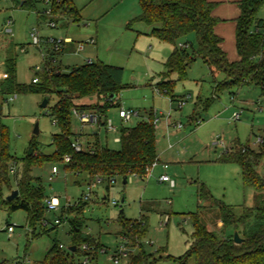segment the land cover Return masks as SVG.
Returning a JSON list of instances; mask_svg holds the SVG:
<instances>
[{
    "label": "rangeland",
    "instance_id": "374dc122",
    "mask_svg": "<svg viewBox=\"0 0 264 264\" xmlns=\"http://www.w3.org/2000/svg\"><path fill=\"white\" fill-rule=\"evenodd\" d=\"M23 1L0 0V83L5 77L7 58L16 61L17 83L35 90L41 84L33 85L32 80L38 77L41 81L45 69H49L51 76L56 69L70 74L92 63L123 68V88L114 103L117 107L107 110V119L117 132H106L104 126L84 125L73 113L71 143L79 142L83 150H88L98 140L110 150L119 151L122 143L115 139L121 137L122 129L137 126L153 115L158 119L159 161L146 178L133 176L127 184L117 178L109 190L106 180L98 181L87 173L78 175L66 170L67 153L58 162L42 163L45 157L48 159L56 153L53 139L61 131L52 116L57 95L52 94L43 108L47 96L42 92L4 94L0 90V122L9 132L11 156L6 181L0 189V264H41L54 243L68 251L74 242L79 245L78 253L69 258L74 264H84L87 258L89 264H116L114 257L118 255L121 257L117 264H129L132 257L142 252L146 264H173L172 258L183 256L193 244V214L199 213L210 231L223 233L218 207L212 201L200 200L201 186L209 190L213 200L233 207L237 215L246 208L258 207L262 195L244 186L239 166L220 159L226 151L235 153L248 148L259 152L263 158L257 171L264 177L261 85L251 83L241 89L225 90L212 99L213 87L225 75L211 70L199 56L190 62L185 79L178 80L177 75L163 79L164 63L175 46L151 37L152 27L137 21L141 15L138 0H74L78 16L73 22L54 11L45 15L53 8L51 1L36 0L30 8L21 7ZM258 18L264 20V5ZM50 19L56 22V27H51ZM32 35L40 38L38 47L33 44ZM50 38L62 41L69 38L73 44L65 45L60 54L54 55L47 42ZM183 45H188L186 53L193 57L198 50L196 34L191 33L176 43L178 49ZM227 49L228 60L235 62L239 56L230 46ZM37 66L41 72H36ZM161 81L172 82L169 93L157 90ZM61 95L67 97L65 93ZM73 99L78 107L112 103L97 95ZM181 101L185 103L179 108ZM208 103L211 105L206 108ZM120 108L137 111L139 117L122 121L118 117ZM36 127L38 134L34 133ZM259 139L263 143L258 144ZM30 149L32 154L27 156ZM30 157L42 163L30 168L33 183L44 190L45 199L57 197L60 202L58 211L45 210V220L34 226L29 223L26 211L10 212L7 201L11 191L18 190L17 179L24 160L27 158L29 163ZM53 167L58 173L52 177ZM2 172L0 162V175ZM162 175L170 181L162 182ZM120 216L132 221L141 216L147 218L146 233L140 241L135 237L136 241L131 243L121 236ZM61 217L66 220L55 225V220ZM8 227L13 228V233H8ZM227 232L233 233V229ZM75 238L79 240L74 241ZM81 238L88 240L83 243Z\"/></svg>",
    "mask_w": 264,
    "mask_h": 264
},
{
    "label": "trees",
    "instance_id": "16d2710c",
    "mask_svg": "<svg viewBox=\"0 0 264 264\" xmlns=\"http://www.w3.org/2000/svg\"><path fill=\"white\" fill-rule=\"evenodd\" d=\"M49 1L53 3L51 13L54 11L61 17L77 19L78 10L74 5V0ZM138 1L141 15L137 21L152 27L151 37L175 46L172 54L164 63L166 71L162 75L163 79H168L172 75H177L178 80L185 79L190 62L195 60V56H199L211 70L225 75V79L216 82L213 87L212 99L225 90L241 89L251 83L262 86V96L264 97V20L258 18V12L264 5V0H240L239 2L241 14L236 20L235 32L239 60L235 62L228 60L227 54L221 48L223 40L215 33V26L220 22L213 16V11L217 7L216 3L209 0ZM34 2L36 0H24L21 7L30 8ZM191 33H195L197 36L198 50L193 57L189 58L186 49H178L176 43ZM41 74L43 75L41 81L38 78L37 84L32 83L33 85L40 83L39 90L26 89L17 83L15 59L7 58L4 65L5 77L0 83V90L4 94L14 91H39L49 97L52 94L57 95L58 103L52 110V116L61 130L60 134L53 139L56 155L53 154L48 159L45 157L42 163L48 160L58 162L67 153L71 160L65 166L66 170L78 175L87 173L99 180H106L108 182L107 190L117 178L128 180L131 176L141 179L147 177L151 167L159 161L153 115L137 126L122 129L120 137L122 148L119 151L110 150L107 146L101 145L98 140L88 150L76 152L72 148L71 137L74 133L71 128V119L73 111L87 112L92 109L91 112L98 115L97 125L106 128L107 110L110 107H117L114 103L123 88V68L92 63L83 65L70 74H62L58 69L51 76L48 70H44ZM172 86V82L161 81L156 88L169 93ZM64 93L66 98L61 95ZM90 95L106 97L112 100V103L110 105L105 103L103 106L95 105L94 108L78 107L74 103L73 97L82 98ZM113 96L115 99L112 98ZM173 100L174 98H172ZM210 103L212 104V101ZM210 103L205 107L208 108ZM103 118L105 121H102ZM234 152L226 151L220 161L239 166L244 186L262 195L258 207L246 208L241 215H237L233 207L213 200L209 190L201 186L200 200L212 201L218 207L223 233L219 235L210 231L202 222L199 213L193 214V244L186 254L172 258L173 264H189L191 260L194 261V264H264V177L260 176L257 171L263 157L261 153L248 148ZM10 158L9 132L0 122V162L3 167V172L0 175V189L6 181L5 174L8 172L7 163ZM26 159L21 176L17 179L18 197L8 204L10 212L26 211L29 214V223L34 226L37 222L45 220V193L41 187H36L33 183L30 168L35 164L42 163L32 161L33 157L29 158L33 163L31 161L28 163ZM119 221L121 236L131 243L136 241L135 237L140 241L146 233L147 218L145 216H141L135 221L126 220L120 216ZM231 228L233 233L238 232L243 239L241 244H236L233 241V233L228 234L227 231ZM76 240L79 239L75 238L74 241ZM87 240L81 238L80 242L84 243ZM73 246L76 247L75 252H69L54 243L48 251L46 260L41 264H74V260L71 261L69 258L73 259V254L78 253L79 245L74 242ZM139 247H141L140 244ZM96 256L97 254L94 255V258L92 257L90 263L95 260ZM142 262L146 264L144 252L132 257L129 264H142Z\"/></svg>",
    "mask_w": 264,
    "mask_h": 264
},
{
    "label": "built area",
    "instance_id": "2783aa9c",
    "mask_svg": "<svg viewBox=\"0 0 264 264\" xmlns=\"http://www.w3.org/2000/svg\"><path fill=\"white\" fill-rule=\"evenodd\" d=\"M46 2H49V0H46ZM48 13L50 14L51 11L45 12V15H49ZM50 25L53 28L57 26L56 22L51 21V20H50ZM32 36H33V44L38 47L39 44H40V38L37 35L36 36L32 35ZM47 42L51 46V49H52V52H53L54 55L59 54L65 48V45L72 43L70 39H66V40L62 41V40H57V39H53V38L48 39ZM187 47H188V45L180 46V48H184V49H186ZM35 70H36L37 73L42 71V69L39 68L38 66L35 68ZM47 70H49V69H47ZM32 83L33 84H37L38 83V77L34 78L32 80ZM184 103H185V101H181V103H179V108H181L184 105ZM73 113H74V115H76V117H78L80 119L81 123L84 124V125H90V124L97 125V123H98V115L96 113H94V112H91V111H89V112L88 111L87 112L86 111L85 112L84 111L83 112H79V111L74 110ZM118 117L122 121L130 122L133 118L139 117V112L133 111V110H125L123 108H120L119 112H118ZM154 123H155V127H156L157 124H158V119L155 118ZM198 123H200V122H198ZM179 128H182V126L179 125ZM106 129H107V131H110V132H117V129L113 126L111 121H107ZM115 141L116 142H120V138H116ZM261 143H263V140L259 139L258 140V144H261ZM72 147L74 148V150L76 152H80V151L83 150L82 146L80 145L79 142H73L72 143ZM64 160H65L66 163H69L71 159H70L69 156H66V157H64ZM156 164L157 163H155L151 167V169L153 167H155ZM166 167H167V165H165V168ZM151 169H150V171H151ZM57 173H58L57 168L53 167L52 172H51V174H52L51 176L53 177V176L57 175ZM52 177L50 178V180H52ZM131 177H133V176H131ZM160 180L162 182H169L170 178L168 176H166V175H162L160 177ZM98 181H100V180H98ZM88 188L90 189L89 186H88ZM84 199L85 200H89V196H85ZM44 205H45L46 210H48V211L56 212V211H58L60 209V202H59V199L57 197H51L50 199H45ZM113 205H117L116 202H113ZM61 218L62 219L55 220V222H54L55 225H60L62 223V220L63 221L66 220L64 217H61ZM13 231L14 230H13L12 227L8 228V233L9 234L13 233ZM61 248H62V246H61ZM83 249L85 250V249H87V247H83ZM121 254H122V256L126 255L124 253H121ZM120 257H121L120 255L114 257V262L116 264L119 263V258ZM88 261H89L88 258L85 259L84 264H87Z\"/></svg>",
    "mask_w": 264,
    "mask_h": 264
},
{
    "label": "crops",
    "instance_id": "0c3cea01",
    "mask_svg": "<svg viewBox=\"0 0 264 264\" xmlns=\"http://www.w3.org/2000/svg\"><path fill=\"white\" fill-rule=\"evenodd\" d=\"M209 1L217 4V7L213 11V16L220 21L215 26V33L223 40L221 44L222 50L227 54L228 52L227 46H230L233 49V52H235V54L238 55L236 51L235 32H236V20L240 17L241 14L240 6H239L240 0H209ZM238 59L239 57L237 58V60ZM97 126L98 128L101 127L99 125ZM105 130L106 132H108L106 128ZM95 134L97 133H94V135Z\"/></svg>",
    "mask_w": 264,
    "mask_h": 264
},
{
    "label": "water",
    "instance_id": "95a60500",
    "mask_svg": "<svg viewBox=\"0 0 264 264\" xmlns=\"http://www.w3.org/2000/svg\"><path fill=\"white\" fill-rule=\"evenodd\" d=\"M22 4H23V3H22ZM22 4H21V5H22ZM73 21H74V19H71V22H73ZM112 98L115 99V96H113ZM48 101H49V96L46 97V99H45V101H44V103L42 104L41 107H43V108L47 107V105H48ZM34 133H35V134H38L37 127H36ZM31 154H32V149L29 150V152H28V156H31ZM127 182H128V180L123 179V184H127ZM18 194H19L18 190H14V191H12V193L7 197V201H12V200H14L15 198L18 197ZM121 202H122V204H124V203H125V198H123ZM233 241H234L236 244H241V243L243 242V239L239 236L238 232H235V233H234V235H233ZM75 250H76V247H74V246H71V247L68 248V251H69V252H75Z\"/></svg>",
    "mask_w": 264,
    "mask_h": 264
}]
</instances>
